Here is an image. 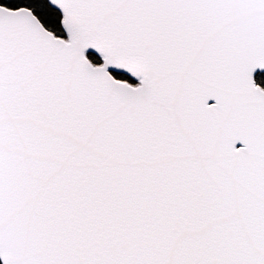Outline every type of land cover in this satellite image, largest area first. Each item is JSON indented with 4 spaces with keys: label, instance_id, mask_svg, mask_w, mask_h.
<instances>
[{
    "label": "snow or ice",
    "instance_id": "snow-or-ice-1",
    "mask_svg": "<svg viewBox=\"0 0 264 264\" xmlns=\"http://www.w3.org/2000/svg\"><path fill=\"white\" fill-rule=\"evenodd\" d=\"M0 264H264V0H0Z\"/></svg>",
    "mask_w": 264,
    "mask_h": 264
}]
</instances>
